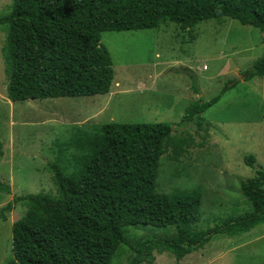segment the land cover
I'll use <instances>...</instances> for the list:
<instances>
[{
  "label": "trees",
  "instance_id": "1",
  "mask_svg": "<svg viewBox=\"0 0 264 264\" xmlns=\"http://www.w3.org/2000/svg\"><path fill=\"white\" fill-rule=\"evenodd\" d=\"M230 17L264 31V0H13L0 16L6 29L8 93L13 101L105 95L115 79L113 58L102 42L106 31L150 29L171 21L193 30L205 20ZM264 76V54L245 79ZM219 100L192 101L182 123L190 124ZM169 122H108L79 130L71 142L79 150L63 166V149L50 162L56 193L16 195L0 207V219L16 205L26 213L12 225L14 264H113L123 245L133 254L128 264L155 260V251L171 252L178 264L205 246L214 233L239 235L264 224V169L243 180L252 210L209 229H198L201 187L158 190L161 158L187 151L186 135H173ZM3 145L0 141V156ZM67 160V161H68ZM256 157L245 156L253 167ZM0 191L10 187L0 181ZM176 228L158 240L130 242L127 227ZM126 247V246H124ZM123 247V248H124Z\"/></svg>",
  "mask_w": 264,
  "mask_h": 264
},
{
  "label": "rangeland",
  "instance_id": "2",
  "mask_svg": "<svg viewBox=\"0 0 264 264\" xmlns=\"http://www.w3.org/2000/svg\"><path fill=\"white\" fill-rule=\"evenodd\" d=\"M13 0H0V16ZM6 29L0 26V181L10 193L0 191V207L16 195L56 193L50 162L62 166L79 150L65 148L79 130H94L108 122H169L175 136H187L190 145L179 159L170 149L161 158L160 192L203 189L198 229H209L252 210L241 189L243 180L264 169V76L245 79L264 54V31L223 17L183 30L168 21L150 29L106 31L101 42L113 58L115 79L105 95L13 101L8 93L6 59L2 47ZM219 100L190 124L182 123L192 101ZM254 155L253 167L245 163ZM68 160V161H67ZM26 207L16 205L0 219V264H14L13 223ZM130 242L158 240L176 228L129 226ZM126 246V247H124ZM124 247V248H123ZM113 264H128L133 254L121 246ZM155 260L143 264H176L169 251H155ZM178 264H264V224L239 235L214 233L203 247Z\"/></svg>",
  "mask_w": 264,
  "mask_h": 264
}]
</instances>
